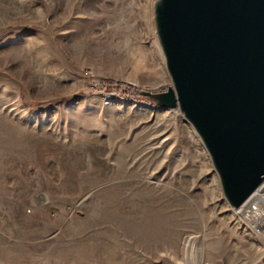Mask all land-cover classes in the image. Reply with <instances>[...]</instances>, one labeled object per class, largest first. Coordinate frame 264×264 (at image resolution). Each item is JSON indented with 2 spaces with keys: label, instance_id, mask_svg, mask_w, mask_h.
Returning a JSON list of instances; mask_svg holds the SVG:
<instances>
[{
  "label": "rangeland",
  "instance_id": "1",
  "mask_svg": "<svg viewBox=\"0 0 264 264\" xmlns=\"http://www.w3.org/2000/svg\"><path fill=\"white\" fill-rule=\"evenodd\" d=\"M155 1L0 0V264H264V220L141 94L173 84Z\"/></svg>",
  "mask_w": 264,
  "mask_h": 264
},
{
  "label": "water",
  "instance_id": "2",
  "mask_svg": "<svg viewBox=\"0 0 264 264\" xmlns=\"http://www.w3.org/2000/svg\"><path fill=\"white\" fill-rule=\"evenodd\" d=\"M172 85L141 94L181 108L233 208L264 184V0H156Z\"/></svg>",
  "mask_w": 264,
  "mask_h": 264
},
{
  "label": "built area",
  "instance_id": "3",
  "mask_svg": "<svg viewBox=\"0 0 264 264\" xmlns=\"http://www.w3.org/2000/svg\"><path fill=\"white\" fill-rule=\"evenodd\" d=\"M255 196L257 197L258 195H255ZM253 202L251 204L249 203L246 206H244V210H243V213L242 214L244 215V217L246 219H249V221H251L253 223L256 222L255 223L256 224L255 227L257 228V230H259L263 226V220H264V200H256L254 203Z\"/></svg>",
  "mask_w": 264,
  "mask_h": 264
},
{
  "label": "trees",
  "instance_id": "4",
  "mask_svg": "<svg viewBox=\"0 0 264 264\" xmlns=\"http://www.w3.org/2000/svg\"><path fill=\"white\" fill-rule=\"evenodd\" d=\"M106 84L110 85V88L116 90L122 94H128L133 90V85L123 82V81H116L114 79H106L104 81ZM126 96V95H122Z\"/></svg>",
  "mask_w": 264,
  "mask_h": 264
},
{
  "label": "bare ground",
  "instance_id": "5",
  "mask_svg": "<svg viewBox=\"0 0 264 264\" xmlns=\"http://www.w3.org/2000/svg\"><path fill=\"white\" fill-rule=\"evenodd\" d=\"M164 54V53H163ZM166 56V55H165ZM257 192V193H256ZM255 195H258L257 197L255 196ZM256 197V198H255ZM255 198V199H254ZM254 199V200H253ZM256 201V200H264V184L261 186V187H259L256 191H255V193L252 195V197H251V199L249 200V201H247L243 206H241V207H239V208H236V209H241L240 210V213L242 214L243 213V210H244V206H246L247 204H249L251 201ZM252 201V202H253ZM251 202V203H252ZM253 202V203H254ZM250 203V204H251ZM256 223V222H255ZM254 225V224H253ZM261 225V224H260ZM254 229H257L256 227H254Z\"/></svg>",
  "mask_w": 264,
  "mask_h": 264
}]
</instances>
